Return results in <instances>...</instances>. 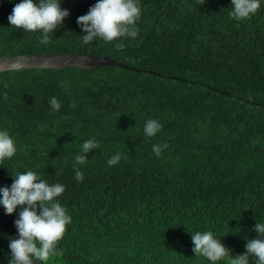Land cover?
<instances>
[{
	"label": "trees",
	"instance_id": "1",
	"mask_svg": "<svg viewBox=\"0 0 264 264\" xmlns=\"http://www.w3.org/2000/svg\"><path fill=\"white\" fill-rule=\"evenodd\" d=\"M20 2L0 0V55L96 54L131 67L0 71V131L17 146L0 162V187L26 171L65 186L57 201L71 223L61 254L43 264H210L192 251L197 231L243 254L264 223V0L241 21L229 16L231 0H139L138 35L121 38L123 50L101 39L82 44L77 17L97 0H61L69 16L47 46L40 31L9 24ZM149 119L162 124L150 138ZM88 139L99 148L75 165ZM164 143L157 157L152 146ZM117 153L126 159L108 166ZM19 211L6 215L0 205L1 264L19 238Z\"/></svg>",
	"mask_w": 264,
	"mask_h": 264
},
{
	"label": "clouds",
	"instance_id": "2",
	"mask_svg": "<svg viewBox=\"0 0 264 264\" xmlns=\"http://www.w3.org/2000/svg\"><path fill=\"white\" fill-rule=\"evenodd\" d=\"M200 5L205 0H199ZM61 0H21L15 4L8 16L9 24L25 32L40 31V45L51 43L50 33L62 26L69 16L67 9H62ZM232 9L229 16L236 20L250 19L259 10L260 0H231ZM141 16L139 0H97L88 12L77 17V25L85 33L82 44L88 45L96 39L105 42H116L115 48L123 50L121 38L135 39L139 29L137 22ZM66 82L62 83V87ZM54 111L61 108L56 97L49 100ZM70 107H75L71 104ZM119 118V117H118ZM162 129V124L155 119H149L144 125V135L154 137ZM168 144H154L153 153L159 157ZM99 148V142L88 139L83 142L79 154L75 156V165H83L88 159L86 154ZM17 152V146L8 131H0V162L11 159ZM126 157L117 153L107 160L108 166H114ZM75 179L83 181L84 175L74 166ZM15 179L10 187H0V205L6 215H12L17 207H21L18 219L14 225L19 238L9 242L11 251L10 264H34V261L47 262L61 253L57 251L58 242L63 239L71 216L65 207L57 201L65 191L60 183L49 184L34 171H26L13 175ZM253 231L259 238L250 239L245 244L243 254L232 256L231 250L225 247L214 236L213 232H195L191 234L195 256L206 258L210 264H264V223H258Z\"/></svg>",
	"mask_w": 264,
	"mask_h": 264
},
{
	"label": "water",
	"instance_id": "3",
	"mask_svg": "<svg viewBox=\"0 0 264 264\" xmlns=\"http://www.w3.org/2000/svg\"><path fill=\"white\" fill-rule=\"evenodd\" d=\"M98 66H118L131 69L130 66L119 63L109 56L96 54L62 52L0 55V71L19 68L60 69L64 67H79L89 69Z\"/></svg>",
	"mask_w": 264,
	"mask_h": 264
}]
</instances>
